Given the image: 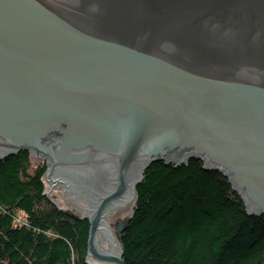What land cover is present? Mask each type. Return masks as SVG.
<instances>
[{
	"label": "water",
	"instance_id": "95a60500",
	"mask_svg": "<svg viewBox=\"0 0 264 264\" xmlns=\"http://www.w3.org/2000/svg\"><path fill=\"white\" fill-rule=\"evenodd\" d=\"M20 151L95 264H125L106 218L158 161L264 215V0H0V159Z\"/></svg>",
	"mask_w": 264,
	"mask_h": 264
},
{
	"label": "trees",
	"instance_id": "16d2710c",
	"mask_svg": "<svg viewBox=\"0 0 264 264\" xmlns=\"http://www.w3.org/2000/svg\"><path fill=\"white\" fill-rule=\"evenodd\" d=\"M43 159H0V264H94L90 224L46 192ZM125 264H264V215L247 212L221 172L198 159L153 163L119 235Z\"/></svg>",
	"mask_w": 264,
	"mask_h": 264
},
{
	"label": "bare ground",
	"instance_id": "6f19581e",
	"mask_svg": "<svg viewBox=\"0 0 264 264\" xmlns=\"http://www.w3.org/2000/svg\"><path fill=\"white\" fill-rule=\"evenodd\" d=\"M165 163H166V161H164ZM166 164H169V163H166ZM177 165H180V164H177ZM135 195H136V191H135V194H133L132 196H131V198L126 202V204L123 206V207H121L120 209H118L116 212H114L112 215L113 216H118L117 215V213L118 214H122V215H124L125 213H126V211H127V209H128V205L129 204H131L130 206L132 207L133 206V204H134V199H135ZM126 220H127V218H126ZM111 222H112V220H110V222H109V226H110V229H111V231H112V233H113V235H114V237H115V239H116V241H117V243H118V245H119V240H118V238H117V233H115V231H113V229H112V225H111ZM100 236H102L103 238H104V240H103V242H102V240L100 239ZM100 240H101V247L103 248V249H106V250H109L110 249V246H109V243H108V240H107V238H106V236H105V234L102 232V231H100L99 233H98V243L100 244ZM104 243V244H103ZM119 247H120V245H119Z\"/></svg>",
	"mask_w": 264,
	"mask_h": 264
},
{
	"label": "flooded vegetation",
	"instance_id": "af4514ba",
	"mask_svg": "<svg viewBox=\"0 0 264 264\" xmlns=\"http://www.w3.org/2000/svg\"><path fill=\"white\" fill-rule=\"evenodd\" d=\"M113 215H114V214H113ZM113 215L108 214L106 219L110 222V220L112 219V216H113ZM122 221H124V219H120V218H118V217H115V218L112 219L111 225L113 226L112 229H113V231H115V233H117V228L121 225V222H122ZM100 239H101L102 242H103L104 238H103L102 236H100ZM101 240H100V245H101ZM103 244H104V243H103ZM101 246H102V245H101Z\"/></svg>",
	"mask_w": 264,
	"mask_h": 264
},
{
	"label": "rangeland",
	"instance_id": "374dc122",
	"mask_svg": "<svg viewBox=\"0 0 264 264\" xmlns=\"http://www.w3.org/2000/svg\"><path fill=\"white\" fill-rule=\"evenodd\" d=\"M44 160V159H43ZM45 161V163L47 162L46 160H44ZM46 169H47V164H46ZM131 204H129L127 207H128V209H127V211H126V213L124 214V215H122V214H118L117 213V215L118 216H112V219L113 218H115V217H118V218H120V219H124V220H126V218H128L129 217V215L132 213V210H133V206L131 207L130 206ZM111 219V220H112ZM95 264V263H94Z\"/></svg>",
	"mask_w": 264,
	"mask_h": 264
}]
</instances>
